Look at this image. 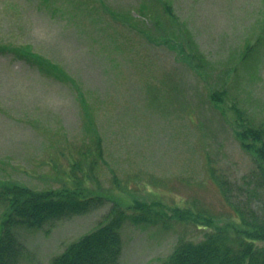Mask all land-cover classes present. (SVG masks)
Returning <instances> with one entry per match:
<instances>
[{"label": "rangeland", "instance_id": "374dc122", "mask_svg": "<svg viewBox=\"0 0 264 264\" xmlns=\"http://www.w3.org/2000/svg\"><path fill=\"white\" fill-rule=\"evenodd\" d=\"M241 122L264 128V0H0V181L151 205L164 224L124 222L119 264H161L242 206L264 227ZM111 201L14 226L17 264H50Z\"/></svg>", "mask_w": 264, "mask_h": 264}, {"label": "trees", "instance_id": "16d2710c", "mask_svg": "<svg viewBox=\"0 0 264 264\" xmlns=\"http://www.w3.org/2000/svg\"><path fill=\"white\" fill-rule=\"evenodd\" d=\"M15 52L29 61L40 60L29 52L28 47L25 50L15 49ZM237 126L240 128L237 135L244 141L243 147L253 151L259 160V166L249 177L256 184H262L264 128L253 130L245 122ZM219 183L225 196H229L227 184L221 181ZM256 184L255 187L258 186ZM81 190L36 191L17 182L0 181V204L4 207L0 223V264H17L23 256V246L12 232L14 226L40 228L63 217L83 214L95 206L111 201L103 195L84 196ZM151 208L149 204L134 202L124 209L114 201L103 225L71 243L50 264H119L122 252L119 230L124 222L134 225L164 224L163 217L153 213ZM236 211L239 217L237 225L208 231L200 242L180 241L161 264H264V247L255 245L256 240L264 239V227L261 224L251 226L254 223L250 221H255V215L247 205ZM251 227L255 230H249ZM247 233L254 235L251 237Z\"/></svg>", "mask_w": 264, "mask_h": 264}]
</instances>
